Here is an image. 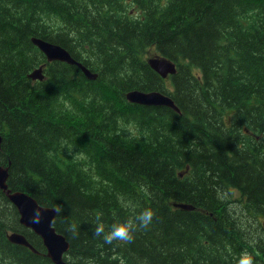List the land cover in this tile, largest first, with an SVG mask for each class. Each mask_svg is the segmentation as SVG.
Listing matches in <instances>:
<instances>
[{
  "label": "trees",
  "instance_id": "obj_1",
  "mask_svg": "<svg viewBox=\"0 0 264 264\" xmlns=\"http://www.w3.org/2000/svg\"><path fill=\"white\" fill-rule=\"evenodd\" d=\"M32 38L100 80L61 62L30 80L47 63ZM146 56L177 64L172 88ZM134 90L180 112L132 104ZM0 138L9 188L58 210L68 264H264V0H0ZM11 208L0 190V264H54L7 240L22 229ZM145 208L130 242L96 234Z\"/></svg>",
  "mask_w": 264,
  "mask_h": 264
},
{
  "label": "water",
  "instance_id": "obj_2",
  "mask_svg": "<svg viewBox=\"0 0 264 264\" xmlns=\"http://www.w3.org/2000/svg\"><path fill=\"white\" fill-rule=\"evenodd\" d=\"M32 42L47 56L49 62H66L70 65L79 67L90 80H96L97 75L86 68L83 64L76 61L69 52L63 48L43 41L41 39L33 38ZM150 66L163 77L169 74H176V65L163 57H156L149 60ZM33 80H43V69L40 68L29 76ZM127 99L134 103L144 106L154 107H169L180 112L174 100L161 92H130ZM1 145V138H0ZM10 165L8 167L0 166V189L6 194L9 200L17 207L20 214V223L31 230L43 239L44 246L48 250V257L53 260L55 264H68L64 260V255L70 249V243L67 238L58 233L55 227L58 211L55 208H46L39 205L38 201L25 192H13L9 189L8 180L10 176ZM176 207L185 211H194L195 208L187 204H178ZM39 211V222H33L34 214ZM9 240L13 244L26 246L37 252L29 243L27 238L21 234L14 233L10 235Z\"/></svg>",
  "mask_w": 264,
  "mask_h": 264
},
{
  "label": "clouds",
  "instance_id": "obj_3",
  "mask_svg": "<svg viewBox=\"0 0 264 264\" xmlns=\"http://www.w3.org/2000/svg\"><path fill=\"white\" fill-rule=\"evenodd\" d=\"M154 214L155 213L151 208H145L128 220L113 222L107 232L104 230L105 225L102 222H98L95 232L97 235L102 236V239L106 244H111L113 241L127 243L133 239L136 230L146 229L151 225ZM39 218L40 212L37 211L34 214L33 222L38 223ZM238 264H254L253 257L245 251L241 254Z\"/></svg>",
  "mask_w": 264,
  "mask_h": 264
},
{
  "label": "rangeland",
  "instance_id": "obj_4",
  "mask_svg": "<svg viewBox=\"0 0 264 264\" xmlns=\"http://www.w3.org/2000/svg\"><path fill=\"white\" fill-rule=\"evenodd\" d=\"M92 56V58L94 59V60H97V58H99V55H97V54H93V55H91ZM147 57V59L149 58V56H146ZM45 79H47V78H45ZM164 81H166V79L164 80ZM106 83V78H105V76H103V83ZM167 82V81H166ZM167 87L168 88H172V85L170 84V83H167ZM226 121L227 122H230V119H228V118H226ZM128 129L130 130V131H132V132H136V128L134 127V124H131V125H129V127H128ZM12 210H10V212H11V214L12 213H17V211H16V209L15 208H11ZM17 215H18V213H17ZM258 217L260 218V220H261V222H263L264 221V216H260L259 214H258ZM13 220H14V223L12 224L13 225V227L14 228H17V229H20V226H19V221L17 220V219H15V217H13L12 218ZM251 230H253L254 232H257V233H259V234H262V232L260 231L259 232V230L257 229V228H255V229H253V228H251ZM9 233H12V231H8ZM256 233V234H257ZM30 234V233H29ZM243 244L245 245V244H247L246 242H243ZM255 244H262V245H264V234H263V236L262 237H260V238H255V240H253V245H255ZM7 257H6V255L5 254H3L2 252H0V263H2V262H4V261H7ZM259 261H263V260H259ZM10 264H11V262H9Z\"/></svg>",
  "mask_w": 264,
  "mask_h": 264
}]
</instances>
